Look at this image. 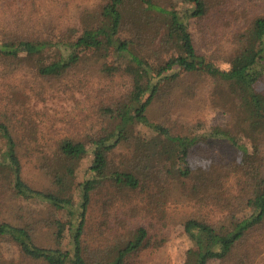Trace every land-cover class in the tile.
Listing matches in <instances>:
<instances>
[{
    "label": "trees",
    "instance_id": "trees-1",
    "mask_svg": "<svg viewBox=\"0 0 264 264\" xmlns=\"http://www.w3.org/2000/svg\"><path fill=\"white\" fill-rule=\"evenodd\" d=\"M171 1L80 0L74 17L18 7L0 21V264H139L141 252L161 249L177 224L194 245L184 264H250L244 242L264 230V14L254 11L234 35L238 48L220 69L196 49L190 31L220 1ZM127 3L140 11L129 22ZM110 50L127 62L96 67L105 85L86 96L88 112L79 121L68 112L53 119L51 85L64 88L68 76L89 67L83 55ZM180 74L231 89L239 105L229 127L152 120L167 103L163 86ZM117 78L124 85L113 95ZM132 130L146 154L120 159L118 170L113 157ZM252 132L262 139L250 154L243 139L250 142ZM216 140L240 154L234 169L194 167L191 154ZM171 196L196 211L181 217L167 205ZM22 200L40 205L37 221L20 214ZM60 212L66 220L55 216ZM39 223L50 232L49 246L36 242ZM92 243L100 253L88 251Z\"/></svg>",
    "mask_w": 264,
    "mask_h": 264
},
{
    "label": "rangeland",
    "instance_id": "rangeland-1",
    "mask_svg": "<svg viewBox=\"0 0 264 264\" xmlns=\"http://www.w3.org/2000/svg\"><path fill=\"white\" fill-rule=\"evenodd\" d=\"M218 1H220L219 5L214 7L209 16L190 22V31L192 32L196 49L208 57L217 68L226 69L229 67L234 51L239 45L234 35L237 37L241 36L242 31H245L247 24L253 18L254 11H257V14H264V0H214L213 2L215 4ZM76 2L80 4V0H0V21H4L7 15L11 16L15 13L18 7L28 8L29 13L32 11L35 14H56L57 16L68 15L74 17L72 15L77 13V10L73 9ZM171 3L173 6L180 7L179 2L175 0H172ZM31 4L34 5L31 6ZM86 4L91 5L92 3L86 2ZM55 7H58V9L56 10ZM244 9H247V11L243 12L242 10ZM138 12L140 11L135 5L127 3L125 14L127 22L131 21L133 19L132 16L134 14L137 15ZM243 13L245 16L241 18ZM235 15L238 16V19H235ZM149 19L151 17L146 18V20ZM162 23L163 19L159 23L160 30ZM148 35L150 36V33ZM158 37L156 38V43L158 42ZM168 54H174V49L169 48ZM83 60L90 63L89 67L68 76L64 82L66 85L64 88H59L57 84H52L50 87V97H56L47 104L52 108L51 115L56 121L58 118H62L65 112L75 116L76 121L81 120L88 112L86 96L96 92V87L104 82V80L100 81L94 77L93 73L96 71V67L100 65V62L119 66L127 62L126 59L112 50L104 53L97 52L95 55H83ZM104 85L105 83L102 84L100 90ZM122 85H124L122 79L117 78L114 81L116 88L109 87L113 95L123 89V87L120 89ZM260 85L259 89L264 92V78ZM57 88L58 90L55 91ZM163 91H167L164 97L167 103L163 107L156 108L155 112L152 111V115L150 114L152 120L158 124H166L167 122L171 124L172 121L177 123H195L200 121L207 127L214 125L229 127L239 105L237 97L226 84L212 81L208 77L201 75L180 74L175 81L167 86L164 85ZM51 93L54 96H51ZM30 97L31 95L27 96V100ZM202 127H199L196 132L199 133ZM136 131L132 130L129 133L128 140L122 143L115 157H113L115 168L118 170L124 169V166L121 165L123 161L120 162V159L124 157L130 159L134 157V153L139 155L146 154L145 147L138 143ZM252 134L250 142L249 140L246 141L245 138L243 139L248 144L250 154L253 151L255 152L256 149L255 145L258 140L255 141L254 139L261 138L255 132H252ZM200 148L203 149H198L196 154H191L192 165L200 167V169L224 172L223 170L226 167V171H228L230 168L234 169L236 161L241 158L232 145L217 140L209 141L207 145ZM257 155L259 156V154ZM86 162L84 160L80 163L77 169V180H81ZM26 171L28 172L27 175L33 173L29 166ZM231 175H234V171ZM174 197L171 196L167 205L172 209H176V212L181 217L196 211L197 207L193 206V202L184 199L178 200ZM19 203L23 207V211L20 214L24 218H32L37 221L38 216L35 211L36 208H41L40 205H37L36 202L24 200L19 201ZM199 208H201V215L210 211L209 206H201ZM55 216L62 220L67 219L62 212L55 213ZM38 225L41 224L39 223ZM36 242L42 246L52 244L50 232L43 225L38 229ZM95 247L92 243L91 247L89 245L87 249L89 252L100 253L98 250L94 251ZM193 251V242L184 233L182 226L177 224L173 230V238L164 244L161 249L156 251L147 249L142 251L136 259L139 264H184ZM244 251L248 254L250 264H264V230L252 232L248 235L244 242Z\"/></svg>",
    "mask_w": 264,
    "mask_h": 264
}]
</instances>
